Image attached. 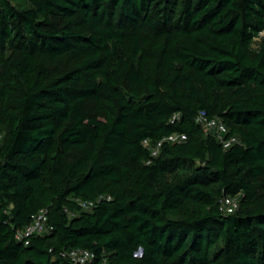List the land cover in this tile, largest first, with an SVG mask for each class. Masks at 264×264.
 <instances>
[{
	"label": "trees",
	"instance_id": "1",
	"mask_svg": "<svg viewBox=\"0 0 264 264\" xmlns=\"http://www.w3.org/2000/svg\"><path fill=\"white\" fill-rule=\"evenodd\" d=\"M0 137V264H264V0H0Z\"/></svg>",
	"mask_w": 264,
	"mask_h": 264
},
{
	"label": "built area",
	"instance_id": "2",
	"mask_svg": "<svg viewBox=\"0 0 264 264\" xmlns=\"http://www.w3.org/2000/svg\"><path fill=\"white\" fill-rule=\"evenodd\" d=\"M178 115H173L172 120L177 119ZM196 124L200 125L204 130H213L216 133V139L219 140L220 144L223 145L224 148L229 147L231 144L235 143L233 139H223L222 134L226 132L223 124L218 121L211 119L209 120L203 113H199L195 119ZM1 139V137H0ZM185 140V136L182 134L173 133L172 135L164 138L162 142H160L156 149L152 152V156H155L158 150V147L161 146L162 143H180ZM147 144V142H144ZM79 207L85 211H91V208L95 205L96 201H77ZM222 212L226 214L233 213L237 208V202L235 199L224 198L221 206ZM47 216L46 211L41 210L37 215L32 217L30 224L24 227V229L19 230L15 234V240L19 243H22L24 246L28 244L29 238L32 236H41L45 232H47L46 228ZM67 257L72 260L73 263L77 264H89L92 259L91 253L81 249H75L67 253Z\"/></svg>",
	"mask_w": 264,
	"mask_h": 264
},
{
	"label": "water",
	"instance_id": "3",
	"mask_svg": "<svg viewBox=\"0 0 264 264\" xmlns=\"http://www.w3.org/2000/svg\"><path fill=\"white\" fill-rule=\"evenodd\" d=\"M141 253H142V251L141 250H139L136 254H135V256H140L141 255Z\"/></svg>",
	"mask_w": 264,
	"mask_h": 264
},
{
	"label": "rangeland",
	"instance_id": "4",
	"mask_svg": "<svg viewBox=\"0 0 264 264\" xmlns=\"http://www.w3.org/2000/svg\"><path fill=\"white\" fill-rule=\"evenodd\" d=\"M15 6L17 7V8H22L23 7V5H18V4H15Z\"/></svg>",
	"mask_w": 264,
	"mask_h": 264
}]
</instances>
